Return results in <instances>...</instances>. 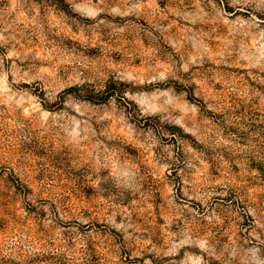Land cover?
I'll return each mask as SVG.
<instances>
[{
    "label": "rangeland",
    "instance_id": "1",
    "mask_svg": "<svg viewBox=\"0 0 264 264\" xmlns=\"http://www.w3.org/2000/svg\"><path fill=\"white\" fill-rule=\"evenodd\" d=\"M0 264H264V0H0Z\"/></svg>",
    "mask_w": 264,
    "mask_h": 264
}]
</instances>
